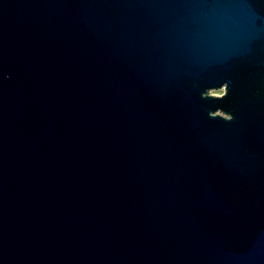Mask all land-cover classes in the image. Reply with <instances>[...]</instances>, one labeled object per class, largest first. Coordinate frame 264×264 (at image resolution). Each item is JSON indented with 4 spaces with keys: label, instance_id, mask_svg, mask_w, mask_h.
<instances>
[{
    "label": "water",
    "instance_id": "1",
    "mask_svg": "<svg viewBox=\"0 0 264 264\" xmlns=\"http://www.w3.org/2000/svg\"><path fill=\"white\" fill-rule=\"evenodd\" d=\"M0 264H264V0H0Z\"/></svg>",
    "mask_w": 264,
    "mask_h": 264
},
{
    "label": "rangeland",
    "instance_id": "2",
    "mask_svg": "<svg viewBox=\"0 0 264 264\" xmlns=\"http://www.w3.org/2000/svg\"><path fill=\"white\" fill-rule=\"evenodd\" d=\"M210 94L211 95H214V96H219L220 94H222V90H219V91H211Z\"/></svg>",
    "mask_w": 264,
    "mask_h": 264
}]
</instances>
